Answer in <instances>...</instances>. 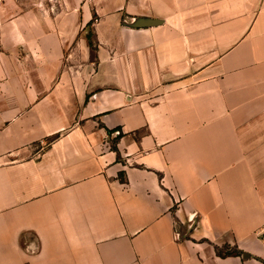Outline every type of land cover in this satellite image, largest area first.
Segmentation results:
<instances>
[{
    "label": "crops",
    "instance_id": "obj_1",
    "mask_svg": "<svg viewBox=\"0 0 264 264\" xmlns=\"http://www.w3.org/2000/svg\"><path fill=\"white\" fill-rule=\"evenodd\" d=\"M263 230L264 0H0V264H264Z\"/></svg>",
    "mask_w": 264,
    "mask_h": 264
},
{
    "label": "trees",
    "instance_id": "obj_2",
    "mask_svg": "<svg viewBox=\"0 0 264 264\" xmlns=\"http://www.w3.org/2000/svg\"><path fill=\"white\" fill-rule=\"evenodd\" d=\"M86 36H87L88 39H90V37H91V30H88ZM90 46H92V43L91 42H90ZM120 135H121V133H119V135H117V137H119ZM112 147L115 148V145H113ZM221 248H224V249L230 248L231 250L228 251V252H222V249ZM216 252L219 255H221V254L229 255V254H232V253L238 254V251L236 249L230 247L229 245H223L222 247H216Z\"/></svg>",
    "mask_w": 264,
    "mask_h": 264
},
{
    "label": "rangeland",
    "instance_id": "obj_3",
    "mask_svg": "<svg viewBox=\"0 0 264 264\" xmlns=\"http://www.w3.org/2000/svg\"><path fill=\"white\" fill-rule=\"evenodd\" d=\"M17 1L20 3V5L25 7L27 5H31L32 3H36L37 0H17ZM221 249H222V252H228L231 250L230 248H227V249L221 248Z\"/></svg>",
    "mask_w": 264,
    "mask_h": 264
},
{
    "label": "water",
    "instance_id": "obj_4",
    "mask_svg": "<svg viewBox=\"0 0 264 264\" xmlns=\"http://www.w3.org/2000/svg\"><path fill=\"white\" fill-rule=\"evenodd\" d=\"M150 23L152 24V23H154V22H150ZM141 25H142V24H141L140 22L137 24V26H141Z\"/></svg>",
    "mask_w": 264,
    "mask_h": 264
},
{
    "label": "built area",
    "instance_id": "obj_5",
    "mask_svg": "<svg viewBox=\"0 0 264 264\" xmlns=\"http://www.w3.org/2000/svg\"><path fill=\"white\" fill-rule=\"evenodd\" d=\"M263 235H264V230H263Z\"/></svg>",
    "mask_w": 264,
    "mask_h": 264
}]
</instances>
